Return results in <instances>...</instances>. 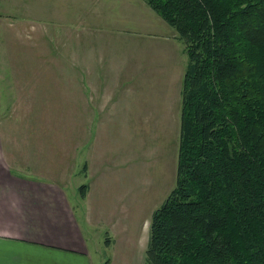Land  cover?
I'll return each mask as SVG.
<instances>
[{"label": "rangeland", "instance_id": "obj_1", "mask_svg": "<svg viewBox=\"0 0 264 264\" xmlns=\"http://www.w3.org/2000/svg\"><path fill=\"white\" fill-rule=\"evenodd\" d=\"M67 3L72 0H62L64 6ZM31 4L33 0H0V15H9L8 21L23 19L24 13L32 12L26 9ZM145 6L154 18L144 12L139 37L94 38L101 44V56L96 60L102 59L107 71L110 65L123 66L120 75L88 74L87 70L75 74L70 38H0V104H12L10 96H3L20 92L22 86H27L23 92L33 95V100L26 101L29 105L17 101L19 105L0 107V153L4 144L9 147L11 170L47 182L62 179L69 201L76 206L78 188L92 186L90 178H83L84 162L112 169L92 200L75 209L89 264H143L150 217L176 184L181 116L176 78H183L188 60L184 51L174 60L170 45L182 47L183 43L177 38L174 42L171 34H176L175 29ZM89 45L93 47L86 39L80 43L84 56ZM82 60L80 66L87 69L89 65ZM42 65L45 68L38 69ZM175 69L181 74L177 76ZM91 81L106 83L109 95L113 93L110 84H122L129 103L137 106V121H131L128 109L121 122L80 121L87 106L83 105L86 102L73 105V95L78 94L75 85ZM177 89L180 102V82ZM1 255L7 254L1 251ZM62 256L57 264H85Z\"/></svg>", "mask_w": 264, "mask_h": 264}, {"label": "trees", "instance_id": "obj_2", "mask_svg": "<svg viewBox=\"0 0 264 264\" xmlns=\"http://www.w3.org/2000/svg\"><path fill=\"white\" fill-rule=\"evenodd\" d=\"M144 1L188 61L176 184L143 264H264V0Z\"/></svg>", "mask_w": 264, "mask_h": 264}, {"label": "crops", "instance_id": "obj_3", "mask_svg": "<svg viewBox=\"0 0 264 264\" xmlns=\"http://www.w3.org/2000/svg\"><path fill=\"white\" fill-rule=\"evenodd\" d=\"M80 1L72 0L71 4L67 3V6H64L62 0L49 2L44 0L40 3L33 0L34 4L26 7L32 12L24 13L23 19L8 21L9 15H0L3 18H0V38H70L73 61L71 70L75 74L79 75L81 70V73L87 70L88 74L95 72L97 75L122 74L123 66L110 65L107 71L102 59L96 60L101 56L99 50L101 44L97 45L94 38L139 37L141 34L139 32L143 30L144 12L154 18L147 11L145 1L98 0L97 3H93V0H85L82 5L79 4ZM171 38L178 42L175 33L171 34ZM85 39L93 44V47L88 46L90 49L87 56L80 51V43L85 42ZM170 49L172 50L169 52L174 54V60L178 61L184 51L183 46L173 44L170 45ZM81 59L83 63L86 61V65H89L87 69L84 64L80 66ZM95 63H99V67L95 68ZM178 67L181 69V66ZM40 68H45V65L38 67ZM55 69L63 71L62 67L56 66ZM174 71L177 76L181 74L177 69ZM182 80L183 78H176V103L179 108L181 101L178 99L177 86L179 82L182 86ZM26 87L22 86L21 90H18L20 92L16 94L4 95L3 98L10 96L13 103L0 104V107L19 105L17 101L29 105L26 101L33 100V95L29 93L30 91H22ZM108 89L113 92L112 95L106 93V83L94 84L91 81L75 85L78 94L73 95V105L76 106L77 102L78 107L80 102H86L83 105L87 108L82 113L83 117H89L86 120L83 117L79 120L117 123L121 122L123 112L128 109L133 118L131 121H137L135 118L137 106L135 103H129V95L122 92V84H110ZM17 96L22 97V100H17ZM94 101L96 105H93ZM129 105L133 107L130 109ZM6 148L9 150L4 144L0 153V264H49L52 260L57 264L59 258L64 257L62 255L81 259L85 264H89L87 258L89 253L76 220L75 209H78L76 206H80V203L85 204L89 198L92 200L98 186L103 185L110 176L107 174L109 170L112 171L110 166L105 164L101 168H95L94 162H84L86 170L82 173L83 178H90L92 186L86 184L88 186L86 196L83 200L78 198L75 206L68 199L65 191L67 184L62 179H51V182H47L32 178L31 175L14 173L9 165L13 158ZM1 251L7 255H1Z\"/></svg>", "mask_w": 264, "mask_h": 264}]
</instances>
